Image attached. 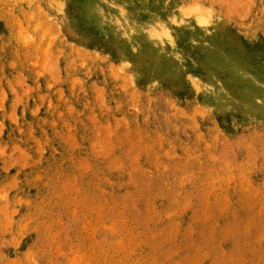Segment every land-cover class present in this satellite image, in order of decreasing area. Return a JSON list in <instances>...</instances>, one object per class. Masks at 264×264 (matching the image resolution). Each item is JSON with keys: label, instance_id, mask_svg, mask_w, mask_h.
Segmentation results:
<instances>
[{"label": "rangeland", "instance_id": "obj_1", "mask_svg": "<svg viewBox=\"0 0 264 264\" xmlns=\"http://www.w3.org/2000/svg\"><path fill=\"white\" fill-rule=\"evenodd\" d=\"M0 264H264V0H0Z\"/></svg>", "mask_w": 264, "mask_h": 264}]
</instances>
